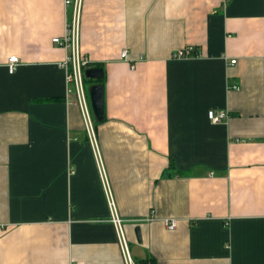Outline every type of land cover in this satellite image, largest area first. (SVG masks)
I'll return each mask as SVG.
<instances>
[{"label":"crops","instance_id":"0c3cea01","mask_svg":"<svg viewBox=\"0 0 264 264\" xmlns=\"http://www.w3.org/2000/svg\"><path fill=\"white\" fill-rule=\"evenodd\" d=\"M67 13L0 0V264H125L52 42ZM80 45L104 69L96 137L135 260L264 264V0H82Z\"/></svg>","mask_w":264,"mask_h":264},{"label":"built area","instance_id":"2783aa9c","mask_svg":"<svg viewBox=\"0 0 264 264\" xmlns=\"http://www.w3.org/2000/svg\"><path fill=\"white\" fill-rule=\"evenodd\" d=\"M233 0H224L225 3H229ZM66 9L68 11L66 16L65 33L61 37H55L52 42L53 44L63 48L67 54L62 63H60V68L65 72V81L67 85V97L72 99L74 105H76L82 115L88 137L92 143L99 167L101 172V177L103 184L106 188L110 206L113 212V220L116 228V233L118 237V243L121 249L122 257L125 264H139L131 253V248L129 241L124 230V225L122 220L116 213V206L112 195L109 192L108 180L106 173L103 171L99 146L96 137V126L95 119L92 112L88 88L85 83V70L90 68V60L82 52L80 45V24H81V10H82V0H65ZM201 53L188 47L184 50L177 51L173 54L174 59H188V58H199ZM120 58L122 60H129V52L124 50ZM235 64L236 61H232ZM20 65L19 57L13 55L9 57L7 63V69L9 73L13 74L17 71ZM234 89H239V86H234ZM208 119L212 124L226 123L230 119L228 112H217L215 110L208 111ZM166 227L169 230H175L177 228L178 221L176 219H168L164 221Z\"/></svg>","mask_w":264,"mask_h":264},{"label":"water","instance_id":"95a60500","mask_svg":"<svg viewBox=\"0 0 264 264\" xmlns=\"http://www.w3.org/2000/svg\"><path fill=\"white\" fill-rule=\"evenodd\" d=\"M104 77L103 68H88L85 70V78L87 80H102ZM88 96L94 115L97 122H102L105 118V92L104 85L101 83L93 84L88 88ZM137 238L140 241V232L137 229Z\"/></svg>","mask_w":264,"mask_h":264},{"label":"trees","instance_id":"16d2710c","mask_svg":"<svg viewBox=\"0 0 264 264\" xmlns=\"http://www.w3.org/2000/svg\"><path fill=\"white\" fill-rule=\"evenodd\" d=\"M89 67H90V68H103L102 65H95V64L90 65ZM85 83H86V85H87V84L93 85V84H98V83H101L102 85H105V75H104V77H103L102 80H87V79L85 78ZM87 88H88V87H87ZM101 123H102V122H97V121L95 120V126H98V125L101 124ZM170 169H171V170H174V169H175V164H174L173 161H171V163H170ZM137 262H138L139 264H156V262H155L153 259L137 260Z\"/></svg>","mask_w":264,"mask_h":264}]
</instances>
